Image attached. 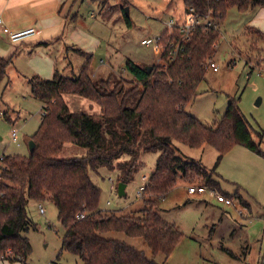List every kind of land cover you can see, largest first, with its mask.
Here are the masks:
<instances>
[{
  "label": "trees",
  "instance_id": "trees-1",
  "mask_svg": "<svg viewBox=\"0 0 264 264\" xmlns=\"http://www.w3.org/2000/svg\"><path fill=\"white\" fill-rule=\"evenodd\" d=\"M182 1L187 14L190 10L201 17L211 14L217 29L195 28L189 43L180 46L179 55L168 67L163 69L155 64L148 72L126 61L124 68L131 80L113 75L99 80L92 72L93 55L86 56L76 50L87 57L78 75L69 78L56 72L51 80L39 76L29 79L30 96L44 104L45 115L30 137L35 148L27 158L1 156V258L7 252L13 254L12 258H4L10 263H24L31 257V244L24 237L30 227L36 228L28 218L29 202L51 200L63 229L60 252L72 254L80 264H156L143 252L105 238L110 233L142 239L151 254L163 256L166 263L184 235L175 225L164 221L156 208L180 184L202 186L208 192L216 191L228 200H237L243 208L249 207L238 191L234 195L223 194L213 177L218 176L217 167L235 147L245 148L264 160V132L257 133L248 124L239 109V98H228L224 115L212 128L202 125L184 108L198 96V86L208 70L206 63L216 54L221 36L218 30L228 11L245 13L264 8V0ZM124 20L130 26L129 19L124 17ZM242 32V35L264 39L262 32L251 27ZM174 34L170 38L163 31L160 46L164 47L169 38L179 42L181 34L177 30ZM165 49L164 60L170 51ZM11 63L12 57H0V88L9 85L7 74ZM1 95L0 92V102ZM65 95L91 101L100 108L101 114L70 113ZM5 120L9 121L7 116ZM174 143L193 150L210 147L217 154L213 168L208 170L202 163L181 156ZM64 145L80 147L85 153L72 159L55 160ZM151 153L157 159L140 197L144 204L140 216L103 213L102 191L92 183L90 172L115 173V189L121 183L127 187L143 165L142 156Z\"/></svg>",
  "mask_w": 264,
  "mask_h": 264
},
{
  "label": "rangeland",
  "instance_id": "rangeland-1",
  "mask_svg": "<svg viewBox=\"0 0 264 264\" xmlns=\"http://www.w3.org/2000/svg\"><path fill=\"white\" fill-rule=\"evenodd\" d=\"M79 5L71 26L84 28L93 38L92 46L95 48L90 47L93 52L89 54H93V76L99 80L107 79L109 75L131 80L124 68L126 61L135 63L142 69L157 65L158 55L155 50L152 46H142L141 41L157 37V33L163 31L169 21L179 25L183 24L184 19L187 20L182 0H83ZM92 15L95 18H92ZM124 17L129 19L130 26H127ZM225 17L218 30L221 36L216 46V54L211 58L217 64L218 72L207 70L205 80L198 86V96L184 111L198 119L202 125L212 128L224 115L228 98H239V109L248 124L255 132H264V39L242 35L245 25H252L257 18L264 19V8H255L245 13L230 10ZM65 37L68 38L69 35ZM97 42L100 48L96 47ZM85 61L86 58L74 53L67 62L69 67L65 68L63 62L59 61L58 72L62 76L72 78L73 74L78 75ZM19 64L16 66L14 63L13 68L10 67L7 74L9 86L6 90L4 85L0 88L3 93V102H0V155L27 158L30 153L27 138L30 141V137L37 131L43 112H40V104L30 97L28 80L16 74L15 68L19 67ZM63 98L70 113L101 114L100 108L91 101L74 95H65ZM3 113L9 121L3 118ZM12 132L17 135L15 142H12ZM253 139L257 141L255 136ZM174 146L181 156L202 163L208 170L213 168L217 159V154L210 147L193 150L178 143H174ZM262 149L264 150V136ZM84 153V149L80 147L64 145L55 160L72 159L83 156ZM225 157L216 169L226 182L222 186L229 191L233 188L231 184H235L244 190L246 199L251 204L250 212L244 211L242 207L220 204L208 191L198 197L194 196L192 205L172 210L170 213L162 210L161 215L165 219L175 221L184 235V240L166 263L163 256H153L142 239L134 240L115 233L107 234L105 238L143 252L148 260L156 264H262L264 222L258 219L257 214L259 207L264 209V160L255 155L254 160H248L246 157ZM156 159L153 153L142 156L143 165L139 167L133 182L125 188L126 193L121 197L118 196L117 189L112 193L109 190L110 180L115 185L117 174L106 170L99 171L98 175L90 172L92 183L102 191L100 205L103 213L140 216V211L144 209V204L138 196V188L142 185L141 177H149L152 174ZM213 181L216 187H219L218 176H214ZM183 187L187 193L188 188L194 186L180 184L178 189ZM202 196L209 200L212 207L210 211L207 208L204 212L203 202L199 198ZM107 200L109 206L105 205ZM157 204L156 209L159 211L161 203ZM27 207L29 221L36 226L35 229L30 227L28 232L24 233V237L31 244V257L24 263H10L3 260L2 256L0 264H80L78 258L72 254L60 252L63 229L57 221V210L51 200L46 199L44 203L29 202ZM40 207L44 210V216L39 213ZM263 209L260 211L262 215ZM219 215L222 221L219 218L215 227H205V222L210 221V217L216 222ZM246 216L251 217L248 224V220H244ZM190 232L202 239V244L189 239L187 234ZM9 257L12 258L13 254L7 252L4 258Z\"/></svg>",
  "mask_w": 264,
  "mask_h": 264
},
{
  "label": "crops",
  "instance_id": "crops-1",
  "mask_svg": "<svg viewBox=\"0 0 264 264\" xmlns=\"http://www.w3.org/2000/svg\"><path fill=\"white\" fill-rule=\"evenodd\" d=\"M81 2H83V0H0V19L4 24L3 26H0V57L3 59H10V57H12V63L10 65L11 68H13L12 66H14V63L17 66V64H19L20 62L19 67L15 68L16 74L24 80L29 81V79L33 76H39L40 78H43L45 80H51L55 73L58 72L57 67L59 61L63 62V66L65 68L69 67L70 65L67 62L74 53H77L79 56L86 59V56L93 55L89 54L90 52H93L89 48H95V46H92V43H94V41H92L93 38L85 32L84 28L76 25H74V27L71 26L74 22V18L76 17L75 13L80 6L79 3ZM92 18H95V16L92 15ZM185 21L186 19H184L183 23H185ZM263 21L264 19L257 18L252 23L253 26L250 23V25L248 26L245 25L243 30L246 27H251L264 34V23H262ZM28 27L37 29L38 34H36L34 38L25 41V43L23 44H12L4 32L5 29H7L8 31H19ZM163 31L157 34L160 35ZM69 33H71V35ZM66 35H69V37L66 38ZM96 47L100 48L99 42H97ZM76 50L84 52L86 56H82L80 53L75 52ZM22 66L28 69H25ZM10 67L8 68L9 70ZM7 87H5L4 90H6ZM2 96L3 93L1 95V100ZM1 102H3V100ZM40 108V112H42L44 109L43 103L40 104ZM2 115L4 119L5 116H7L4 113ZM41 121L42 116L38 127ZM28 140L29 139L27 138V142H29ZM1 156L9 155L1 154L0 157ZM229 157H232L234 159L244 157H246L248 160L255 159L253 157V154L245 148L244 150L242 148H235L231 150L226 155L225 159H228ZM143 177L146 176H142L141 180ZM149 177L146 178L149 179ZM218 179L220 181V191L223 194L229 196L234 195L238 191L242 201L248 203L249 209L243 208L240 203L237 202V200L230 199L233 202L232 206L242 207L244 211L246 210L247 212H250L251 204L246 199V192L244 190H241V188L236 186L235 184H231L233 188L228 191L222 186L226 182L219 174ZM184 188L185 187L178 189L177 187L174 191L163 197L159 201L161 203V210L157 211L160 217L164 219V221L175 225L180 232L182 231V229L179 227V225L175 221L165 219L160 212H162L163 210V212L165 213H170L172 210L182 209L185 206L192 205L191 202L194 200L193 197L195 195H190L188 191L186 193V189L184 190ZM109 190L110 193L113 192L110 187ZM183 191H185V193H182ZM199 198L201 199V202H203L202 207H204V212L207 208L210 211L212 207L209 205V200L205 199V196ZM107 203H109V200H107L105 203L106 206H109V204ZM220 208L222 207L220 206ZM261 209L263 208L259 207L257 217L259 220H262L264 222V213L263 215L260 213ZM206 218L209 219L208 217ZM210 218V221L205 222L206 228H209L210 226L215 227L219 218H221L222 221L221 215L217 217L216 222L212 217ZM250 219L251 217L246 216L244 220H248V224L251 221ZM187 236L189 239L193 240L199 245L202 244V239H199L193 232H190L189 235L187 234Z\"/></svg>",
  "mask_w": 264,
  "mask_h": 264
},
{
  "label": "built area",
  "instance_id": "built-area-1",
  "mask_svg": "<svg viewBox=\"0 0 264 264\" xmlns=\"http://www.w3.org/2000/svg\"><path fill=\"white\" fill-rule=\"evenodd\" d=\"M3 25L4 24L0 19V26ZM200 26H204L205 29H210V28L217 29L216 22H214V19L213 17H211V14L205 17H201L197 14H193V11L190 10L189 13L187 14V20L185 21V23L179 25L175 24L174 21H169L168 23H166V28L164 29V31L170 34L169 36L170 38H172L175 36L174 31L177 30L178 33L181 34V38L179 42H176L174 38L172 41H170L169 38V40L165 43L164 47H162L160 46V43L162 41V36L160 34L157 37L153 38L152 40L141 41V45L145 47L148 46L153 47V50H155V53L158 55L157 65L161 66L164 69L176 60L177 56L179 55V52L181 51L180 46L188 44L191 36L194 34L193 33L194 29ZM4 32L7 35L9 41L14 45L25 43V41L34 38V36L38 34L37 29L33 27H28L19 31H8L7 29H5ZM165 48H168L170 51L168 53L167 59L164 60V55L166 51ZM206 64H207L206 66L207 69H212L213 72H218L217 64L214 63L211 59ZM42 112L44 116L45 115L44 111ZM11 138H12V142L16 141L15 132H12ZM141 184L142 185L138 188L139 189L138 196L140 197L146 190L145 187L148 184V179L146 177H143L141 180ZM110 189H112V191L115 190V185L113 184L112 180H110ZM187 191L190 195L199 196L205 194L207 189L205 187L198 186V187L188 188ZM210 193L215 198V201L220 204H225L226 206H230L233 204V202L230 199L229 200L226 199L223 195H220L218 192L214 191ZM39 213L42 216L45 215L44 210L41 207L39 208ZM2 259L4 260V258Z\"/></svg>",
  "mask_w": 264,
  "mask_h": 264
},
{
  "label": "water",
  "instance_id": "water-1",
  "mask_svg": "<svg viewBox=\"0 0 264 264\" xmlns=\"http://www.w3.org/2000/svg\"><path fill=\"white\" fill-rule=\"evenodd\" d=\"M126 17L128 18V10H126ZM152 70V67L151 66H149L148 68H146V71H151ZM260 103V99L258 100V102H257V106H258V104ZM28 148H29V151L30 152H32L33 150H34V148H35V145H34V142L33 141H29L28 142ZM117 189H118V196L119 197H121V196H124L125 195V191H126V189H125V185L124 184H119L118 186H117Z\"/></svg>",
  "mask_w": 264,
  "mask_h": 264
}]
</instances>
